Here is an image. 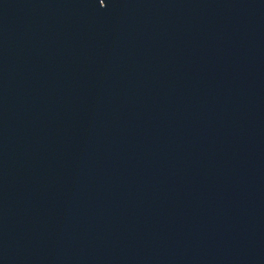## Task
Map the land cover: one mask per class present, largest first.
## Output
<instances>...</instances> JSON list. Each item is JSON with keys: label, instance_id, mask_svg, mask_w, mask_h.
<instances>
[{"label": "water", "instance_id": "obj_1", "mask_svg": "<svg viewBox=\"0 0 264 264\" xmlns=\"http://www.w3.org/2000/svg\"><path fill=\"white\" fill-rule=\"evenodd\" d=\"M0 264H264V0H0Z\"/></svg>", "mask_w": 264, "mask_h": 264}]
</instances>
